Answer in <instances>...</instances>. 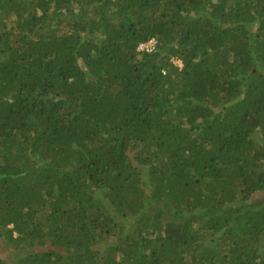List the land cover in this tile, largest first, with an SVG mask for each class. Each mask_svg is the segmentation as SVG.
<instances>
[{"label": "trees", "instance_id": "16d2710c", "mask_svg": "<svg viewBox=\"0 0 264 264\" xmlns=\"http://www.w3.org/2000/svg\"><path fill=\"white\" fill-rule=\"evenodd\" d=\"M0 264H264V0H0Z\"/></svg>", "mask_w": 264, "mask_h": 264}, {"label": "built area", "instance_id": "2783aa9c", "mask_svg": "<svg viewBox=\"0 0 264 264\" xmlns=\"http://www.w3.org/2000/svg\"><path fill=\"white\" fill-rule=\"evenodd\" d=\"M154 39H150L146 42H142L140 43L138 46H137V49L138 50H151L153 48V45H154Z\"/></svg>", "mask_w": 264, "mask_h": 264}, {"label": "rangeland", "instance_id": "374dc122", "mask_svg": "<svg viewBox=\"0 0 264 264\" xmlns=\"http://www.w3.org/2000/svg\"><path fill=\"white\" fill-rule=\"evenodd\" d=\"M177 63H180V61L176 60ZM147 174V172H145Z\"/></svg>", "mask_w": 264, "mask_h": 264}, {"label": "clouds", "instance_id": "9594fccd", "mask_svg": "<svg viewBox=\"0 0 264 264\" xmlns=\"http://www.w3.org/2000/svg\"><path fill=\"white\" fill-rule=\"evenodd\" d=\"M179 65H181V62L180 63H178Z\"/></svg>", "mask_w": 264, "mask_h": 264}]
</instances>
